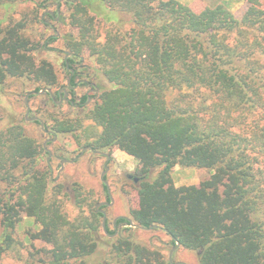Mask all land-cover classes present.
I'll list each match as a JSON object with an SVG mask.
<instances>
[{"label": "trees", "instance_id": "obj_1", "mask_svg": "<svg viewBox=\"0 0 264 264\" xmlns=\"http://www.w3.org/2000/svg\"><path fill=\"white\" fill-rule=\"evenodd\" d=\"M246 1L240 18L221 4L195 12L177 0L69 4L65 47L71 58L68 67L63 62L68 76L74 60L80 63L86 53L113 88L89 109L86 95L80 103L71 101V112L82 116L50 124L41 119L54 135L73 133L89 120L101 131L86 146L133 157L140 179L137 207L129 211L130 221L119 217L116 224L160 228L172 245L195 252L197 264H264V176L256 166L258 158L264 161V7ZM98 6L129 16L131 27L105 14L104 21L114 26L99 42L96 18L89 13L104 14ZM22 30L23 25L0 28V86L24 78L35 85L32 91L52 90L57 79L51 65L31 55L47 43L33 45ZM76 77L74 71L71 87ZM200 89L212 99L197 110L185 102L189 96H181L184 106L166 100L171 92L194 96ZM58 91L42 95L55 106ZM237 126L245 132L232 130ZM38 155L20 124L11 121L0 130V258L14 245L23 214L41 227L37 237L49 246L42 249L47 264L85 260L96 250L102 214L93 210L91 218L68 220L63 191L48 192L49 168L40 167ZM176 165L211 174L198 185L175 187ZM72 191L78 199L80 189ZM109 257L113 264H171L121 237L110 246Z\"/></svg>", "mask_w": 264, "mask_h": 264}, {"label": "rangeland", "instance_id": "obj_2", "mask_svg": "<svg viewBox=\"0 0 264 264\" xmlns=\"http://www.w3.org/2000/svg\"><path fill=\"white\" fill-rule=\"evenodd\" d=\"M74 1V0H73ZM82 0H75L71 5ZM94 1V0H93ZM179 3L189 6L193 11L199 12L205 7H213L221 4L232 13L235 18H240L247 7L246 0H177ZM260 7H264V0H257ZM97 2L93 3L94 5ZM59 4L57 8L56 5ZM66 4L64 0H0V28L11 26H22L23 35L33 44L40 45L47 43L43 49L31 52L32 57L39 61L49 63L55 73L57 83L52 88L54 93L60 89H67L66 80L68 73L64 67V57L67 53L65 47L66 34L71 31L70 14L73 6ZM104 14L95 16V35L99 42H103L106 31L114 26L113 22H105L104 18H118L125 22V29L131 27L128 22L129 16L117 11L106 10L98 6ZM58 11V14H57ZM106 13H105V12ZM48 12L53 14L48 16ZM105 14L107 16H105ZM54 37L53 41L49 39ZM82 58V59H81ZM80 58L74 60L72 68H78L80 74L77 75L75 83L80 79H86L99 87L98 92L92 96L86 109L91 108L98 101V97L104 91H108L113 86L108 83L102 75L95 71L96 65L87 58L84 53ZM87 74V75H85ZM76 86V85H75ZM35 85L24 78H9L0 86V130L7 126L8 122L18 123L23 128L25 134L32 138L38 149V163L40 167L48 166L47 174L48 192L53 189L63 191L61 198L63 211L68 220H73L78 215L91 218V212L95 210L97 204L108 202L103 181L106 182L111 196L108 206L99 207L104 216H97V245L95 252L85 260L71 262L70 264H97L109 260V250L116 238H129L133 243L143 246L150 251L158 252L164 262H168L169 252L175 245L170 242V237L160 228L140 230L126 225H117L119 217L128 218L129 211L137 207L136 184L129 180L126 175L136 176L137 161L119 149H110L102 152L110 156V162L102 179L104 158L95 155L89 150L81 153L82 148L92 140V137L100 133V127L93 122L86 120L82 124V129L73 133H63L55 135V139L48 133L41 130L36 121L26 120V110H29L27 119L38 117L40 120L46 119L48 124L51 120H63L83 114L72 113L68 102L57 103L53 106L44 95H34L24 99L28 92L32 91ZM90 86L87 84H77L74 95L69 92L68 98L74 103H80V98L85 95ZM199 94L194 96L180 95L171 92L166 95L167 101H179L180 105H186L181 101V96L185 102H191L194 109L206 99L210 103L212 96L204 89L199 90ZM86 106V105H85ZM198 116H206L202 113ZM232 130L243 134L245 131L241 127H234ZM246 130V129H245ZM47 142L44 146V143ZM43 148V150H42ZM50 153V155H49ZM62 160H73L64 163ZM257 168L264 176V161L258 158ZM211 170L198 168H184L176 165L171 171V178L175 187L198 185L199 182L207 179ZM73 188L80 189L79 198L75 197ZM99 213V212H96ZM104 220L105 231L102 228ZM41 227L33 218L21 215L20 222L16 225L13 234L15 243L12 248L2 255L0 264H47V259L42 249H49L48 244L38 239ZM180 262L182 264H197L195 252L184 249L181 245L171 253V263Z\"/></svg>", "mask_w": 264, "mask_h": 264}, {"label": "flooded vegetation", "instance_id": "obj_3", "mask_svg": "<svg viewBox=\"0 0 264 264\" xmlns=\"http://www.w3.org/2000/svg\"><path fill=\"white\" fill-rule=\"evenodd\" d=\"M61 0H58V2H60ZM66 3H69V4H73L74 2H75V0L73 1V0H64ZM56 7L58 8L59 7V4H57L56 5ZM57 14H58V11H57ZM48 16H50V17H52L53 16V14L51 13V12H48ZM70 54V53H69ZM68 58H71V55H69L68 56ZM67 58V59H68ZM82 59V58H81ZM72 70H73V74H74V71H76L77 72V75L78 74H80V71H78L79 70V67L78 68H72ZM72 74V75H73ZM85 75H87V74H85ZM77 84H87V85H89L90 86V89L88 90V92L85 94L86 95V102L84 103V105H88L89 103H90V101H91V97L92 96H94L97 92H98V90H99V87L97 86V85H95L94 83H91V82H88L86 79H80L78 82H76V86H77ZM76 86H74V87H72V90H74L75 89V87ZM65 91H66V96L64 97V93L62 92V93H59V97H58V100L59 99H61L62 101L61 102H68V104L71 102V100L68 98V95H69V91H70V89H65ZM47 135H51L53 138H54V134H52L51 133V131H49L48 130V134ZM84 147H86L87 149H85V150H89V151H93L89 146H84ZM83 147V148H84ZM82 148V149H83ZM84 150V151H85ZM102 154L101 155H98V156H102L103 158H104V165H103V172H102V177H103V175H104V173L106 172V170H107V165L109 164V162H110V156L107 154V153H105V152H102V151H100ZM81 153H82V151H81ZM93 153V152H92ZM49 155H50V153H49ZM96 155V154H95ZM70 161H73V160H70ZM102 177L100 176V179H102ZM126 177L129 179V180H132V182L133 183H135L136 185L138 184V182H139V178L137 177V176H133V175H131V174H127L126 175ZM137 178V181L135 180ZM104 183H106L105 181H103V185H104V187H105V190H106V194H107V199L109 200V197H110V193H109V189H108V186H106ZM109 202L110 201H108V202H102V203H105L106 205H103V206H101V207H104V206H108V204H109ZM100 210V209H99ZM102 211V210H101ZM100 213V212H99ZM100 214H102V213H100ZM104 214V213H103ZM102 214V216H104ZM176 245V244H175Z\"/></svg>", "mask_w": 264, "mask_h": 264}, {"label": "water", "instance_id": "obj_4", "mask_svg": "<svg viewBox=\"0 0 264 264\" xmlns=\"http://www.w3.org/2000/svg\"><path fill=\"white\" fill-rule=\"evenodd\" d=\"M70 54L69 53H67L66 55H65V57H64V61H65V64H66V67H68L67 66V58H68V56H69ZM69 71H70V75L68 76V78H67V80H66V85L68 86V88H71L72 89V87H71V77H72V74H73V70L72 69H69ZM44 92H46V93H48V94H50V96L52 97L53 96V94H52V90L50 89V88H43V89H41L40 91H38V92H36V91H30V92H28L27 93V95H26V97H25V99H24V104L26 105L27 104V98L30 96V95H41V94H43ZM64 93V97L67 95L66 94V91H65V89H60L59 91H58V93ZM61 99H59L58 100V102L57 103H61ZM28 113H29V110L27 109L26 110V120H30V121H38L39 122V124H40V128H41V130L43 131V132H45V133H48V131H45V129H44V124H43V122L38 118V117H31L30 119H27V115H28ZM54 139H55V137H54ZM47 142H45L44 143V146H45V144H46ZM85 149H87L86 147H84L83 149H82V152L85 150ZM94 154H96V155H101L102 153L100 152V151H92ZM70 163V162H72V161H70V160H62L61 161V166L64 164V163ZM101 177H102V175H101ZM136 181H137V178L135 179ZM105 185H106V183H104ZM107 186V185H106ZM111 200V196L109 197V201ZM112 201V200H111ZM110 203V202H109ZM103 205H106L105 203H99V204H97L96 205V207H95V211L96 212H100V213H102L103 214V212L101 211V210H99V207H101V206H103ZM104 215V214H103ZM127 220H129L130 221V219L129 218H126ZM105 222H104V220H103V222H102V228H103V231L104 232H106L105 231V224H104ZM130 226L131 227H134V228H138V229H140V230H149V229H151V228H144V227H142L141 225H135V224H133V223H131L130 222ZM152 228H155V226H152ZM180 246V244L178 243V242H176V245L174 246V248H172L171 250H170V252H169V256H168V261H169V263H171V253H172V251L174 250V249H176L177 247H179ZM171 264H182V263H180V262H176V263H171Z\"/></svg>", "mask_w": 264, "mask_h": 264}]
</instances>
